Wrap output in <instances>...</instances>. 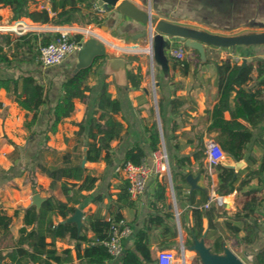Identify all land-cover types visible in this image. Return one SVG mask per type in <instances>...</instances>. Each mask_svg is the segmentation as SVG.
<instances>
[{"label": "crops", "instance_id": "obj_1", "mask_svg": "<svg viewBox=\"0 0 264 264\" xmlns=\"http://www.w3.org/2000/svg\"><path fill=\"white\" fill-rule=\"evenodd\" d=\"M131 1L141 8L150 9L158 17L212 32L230 34L244 30L264 29V0ZM31 6L36 9L46 8L50 16L54 13L50 9L49 0H34ZM77 6L81 8L83 14V18L79 17L81 20L79 23L59 25L50 22H34L28 17H20L33 28L21 35L27 33V35H36L35 47L36 43L41 41L44 36L51 37L59 29H69L74 33L81 34L82 39L90 33H95L108 42L106 50L109 54L125 57V53L130 54L131 51L124 48L144 49L146 43L136 45L135 42L129 41L130 34L143 27L141 23L121 15L114 9L102 11L95 3L86 7L84 2H80L77 3ZM57 10H60L59 6ZM0 13V21L9 20L7 6L2 7ZM0 34H9L11 39L20 36L2 31ZM234 54L240 55L242 58L244 57L242 54H248V57L252 59L263 58L264 44L252 45L248 48L239 46L234 49L206 45L205 62L201 59L199 61L193 51L186 50V55L190 61L187 73L182 75L178 67L174 69L168 67V72L165 74L161 67L154 63V70L157 67L159 72L158 75L154 72V82L150 80L147 65L149 60L146 56L125 57L126 62L127 59L129 60L128 68H131L133 72L139 69L142 74L138 86L131 85V79L127 76V63H125V83H116L113 75L106 74L104 71L105 56L99 57L95 59L85 74V84L87 85V89L83 91L85 97L75 100L74 110L62 116L54 132H45L49 109L60 93L61 83L67 77L72 76L74 54H69L60 63L49 66L42 65L34 57L33 60L24 57L16 64L0 62V76L16 74L20 69L27 70L36 77L47 92L46 101L39 105L35 120L29 126L25 122L31 118L32 113L21 108L11 98V95L6 93L4 88L0 89V206L7 210L12 219L9 235L5 239H0V250L18 237L19 228L23 225L24 209L34 204L32 196L35 193L41 197L40 204L46 197L52 195L54 200L67 202L68 205L79 208L82 212L81 225L89 217L109 219L113 217L115 212H118L131 226V234L124 239V243L129 245L137 231L147 224L146 219L150 203L154 199L157 181L165 179L166 203L173 211L174 216L168 221H164L166 226L159 223L151 226L149 247L156 256L160 249L175 250L174 248L178 247L180 250L183 244L185 264H205L198 250L194 247L195 239L190 246L184 245L183 240L187 235V228L192 227L194 219L201 217L203 232L206 231L208 219L206 216H201V209L208 210L211 206H214V209L216 208L215 210L222 214L212 213L213 221L221 222L228 219L236 225L241 224L240 220L233 219L240 210L234 198L235 191L239 187L247 189L257 186L256 178L248 183L243 181V178L251 168L259 164L260 157L264 154V148L257 143L251 145L249 154L254 158V162L247 165L243 160V164L238 169L234 168L233 188L228 193H218V187L228 184L221 181L217 172L210 171L209 178L206 177L197 170L193 158L191 163L194 169L188 173L196 178L197 187L194 188L189 184L186 176H181V173L187 169H179L173 164L175 157L193 153L196 133L204 124L201 113L206 106H211L216 101L215 63ZM103 80L107 82V89L111 95L118 97L121 101V109L117 113V117L128 124V135L121 141L115 139L111 141L112 157L109 162L86 160L82 162L85 158L86 146H80L82 151L81 165L86 167L90 175L97 178L91 188L77 192L76 188L82 180L73 182L62 179L50 191L48 189L51 178L48 175L41 173L34 179L31 178L29 170L34 166L35 156L42 155L43 160L49 165L60 162V156L66 150L70 149L73 153V145L77 139L80 124L84 123L83 133L86 134L88 124L95 115L93 112L94 101L100 92ZM159 100L160 103H158ZM172 101L174 102L172 103ZM152 120L156 121L158 128L160 124L163 139L161 141L164 143L167 153L169 170L171 166L173 168V173L170 171L172 190L166 173L154 170V157L147 146L143 124L150 123ZM219 132L220 129L216 125L204 128L202 131L204 145L209 139L217 140ZM134 142L142 144L145 152L143 161L151 168V171L146 179L143 193L132 198L124 193L128 180L125 178L124 171L117 169V167L123 161L125 150ZM204 162H206V157ZM223 163L233 165L235 161L227 156ZM207 167L210 169L208 164ZM260 177L262 182L259 188H264V173ZM62 183L66 184V188L62 187ZM72 183L75 184L72 185ZM195 188L201 189L206 199H203L201 194L197 192L193 201H189L186 195ZM80 193L83 198L79 202ZM217 195L221 197L220 202L217 201ZM258 211L264 215V207L258 208ZM49 215L54 222L65 219L58 214ZM174 230L177 235L170 237ZM242 233L240 231L238 235L241 236ZM165 239H168L169 243L164 246L163 241ZM199 239H197L198 242ZM56 245L59 248L71 247V244L65 240H57ZM204 246H206L205 243ZM226 249H231L236 254L242 253L238 247L227 242L223 245L222 253ZM209 252L211 251L209 250ZM243 255L247 259L245 254ZM70 256L72 262L77 263L74 248H71ZM115 261L116 258L114 257L106 264H116ZM173 264L181 263L175 261Z\"/></svg>", "mask_w": 264, "mask_h": 264}, {"label": "trees", "instance_id": "obj_2", "mask_svg": "<svg viewBox=\"0 0 264 264\" xmlns=\"http://www.w3.org/2000/svg\"><path fill=\"white\" fill-rule=\"evenodd\" d=\"M33 1L0 0V9L4 6L8 7L9 20L24 16L34 22L62 25L81 21L79 17L83 18V14L77 3L84 2L86 7L93 4L89 0H49L50 9L54 12L50 16L46 8H33L31 6ZM58 6L60 10H57ZM27 34L14 39H11L9 34H0V62L16 64L24 57L33 60L36 35ZM53 36H44L41 42L46 43ZM191 50L200 61L199 53L194 49ZM242 55L246 56L244 62H235L231 57H225L215 63L216 101L211 106H206L201 113L204 124L196 133L193 153L175 157L173 164L179 169H187L181 173L182 177L194 169L191 163L192 158L197 170L206 177L209 178L210 171L217 172L221 181L228 184L218 187V193L221 194L231 192L235 169L232 165L224 163L213 164L208 169L207 163L204 162L206 153L202 138L203 129L214 125L219 127L217 142L227 156L234 161L244 160L247 165L253 163L254 158L249 154L251 145L257 143L264 148V57L252 59L248 57V54ZM167 57L169 69L178 67L182 75L187 73L190 63L187 55L183 59H176L170 55ZM91 66L80 69L61 83L60 93L49 109L45 132H54L62 116L74 110L75 100L85 97L83 95V91L87 89L85 74ZM126 70L128 78L131 79V85L138 86L142 78L140 70L136 72H133L131 68ZM1 88H4L21 108L32 113L31 118L25 122L30 126L35 120L39 105L47 99V92L43 85L31 72L20 69L16 74L0 76ZM94 106L95 115L88 124L86 134L83 133L84 123L82 122L79 126L73 153L68 149L60 156V162L49 165L43 160L42 155L35 156L34 166L29 173L33 179L41 173L48 175L51 178L48 190L52 191V188L62 179L73 182L82 180L76 188L77 192L91 188L97 178L90 175L86 167L81 165L80 146H86V161L109 162L112 157L111 141L114 139L121 141L128 135V124L117 117L121 109V101L118 97L111 95L105 80L102 81ZM257 128L259 130L256 131ZM143 130L150 151L158 149L161 136L156 121L144 123ZM144 157L142 144L134 142L125 150L121 164L125 162L138 164ZM170 171L173 173L172 166ZM262 173H264V154L260 157L259 164L251 168L243 178V181L247 183L256 178L257 186L247 189L239 187L235 191L234 198L240 210L233 219L240 220V225L228 219L221 222L213 221L212 213L221 214L215 210L216 208L214 209V206L209 207L208 210L201 209V216H206L208 219V227L203 232L201 217L194 219L192 227L187 228L184 245L188 247L194 238L203 237L210 251L220 254L224 243L227 242L238 247L250 264H264V244L262 245L264 215L258 211V208L264 207V188H259ZM65 186L66 184L62 183V187L66 188ZM197 192L206 199L203 191L197 188L186 195L187 199L193 201ZM124 193L128 196L127 188L124 189ZM82 198L83 195L80 193L79 202ZM166 198V180L163 179L156 183L146 226L137 231L129 245L124 243L121 253L115 257L116 264H158L156 256L149 247V230L153 224H165L164 221L173 218L174 213L168 207ZM74 209L75 207L68 205L67 202L54 200L52 195L46 197L37 208L34 204L26 207L18 237L0 250V264H106L113 260L103 240L110 237L111 223L121 215L115 212L109 219L89 217L79 228L73 221L54 222L49 215L58 214L65 218ZM11 222L12 219L7 210L0 206V239H5L9 235ZM240 231L243 232L241 236L238 235ZM176 235L174 230L170 237ZM57 240H65L71 244V247L59 248L56 245ZM168 243V239L163 241L164 246ZM71 248L76 251L77 263L71 260Z\"/></svg>", "mask_w": 264, "mask_h": 264}, {"label": "water", "instance_id": "obj_3", "mask_svg": "<svg viewBox=\"0 0 264 264\" xmlns=\"http://www.w3.org/2000/svg\"><path fill=\"white\" fill-rule=\"evenodd\" d=\"M102 11L114 9L121 15L139 22L143 27L134 33L130 34V42H135L136 45L148 44L151 49V55L147 54L145 50L139 48H124L125 50L133 51L136 56L147 57L149 59L150 67L153 69V64H158L162 71L166 74L168 72V57L165 48L168 46L170 40H177L184 43L187 47L196 50L199 53L200 59L205 60V46L210 45L221 48H231L242 46L248 48L252 45L264 44V29L262 30H244L236 33H217L203 28L187 25L171 21L165 18L158 17L153 14L150 9L141 8L131 0H90ZM129 42V43H130ZM108 42L100 38L95 33H90L84 37L79 48L73 53V66L71 75H74L80 69L91 66L95 59L105 56L104 71L106 74L113 75L116 83H125L126 58L124 56H117L109 54L106 50ZM245 57L242 58L244 62ZM159 132L162 139V132L159 124ZM163 140V139H162ZM85 158L82 160L84 162ZM243 164V160H237L232 165L238 169ZM169 178L170 170H169ZM189 184L194 188L197 187L196 178L191 174L186 175ZM32 201L38 207L40 205L41 197L38 193L32 196ZM82 212L79 208H75L74 212L65 217V220L73 221L77 227L81 226ZM194 247L198 250L202 261L205 264H245L237 255L226 249L223 253L216 254L209 252V247L204 246L203 237L200 241L196 238ZM182 244V242H181ZM264 244V241L262 245ZM183 247V244L181 245ZM224 254V255H223Z\"/></svg>", "mask_w": 264, "mask_h": 264}, {"label": "built area", "instance_id": "obj_4", "mask_svg": "<svg viewBox=\"0 0 264 264\" xmlns=\"http://www.w3.org/2000/svg\"><path fill=\"white\" fill-rule=\"evenodd\" d=\"M32 29L31 25L21 18L0 21V31L2 32L21 35ZM81 40V34L74 33L69 29H59L48 42L42 43L41 41H38L36 43V46L34 47V59L45 66L58 64L67 55L74 53L79 48ZM172 41L173 40H170L168 46L165 48L166 54L176 59H183L186 55V49L181 46L180 43L175 47L172 46ZM143 50H145L146 54H152L148 44H145ZM231 59L235 62L242 61V57L236 54L232 55ZM180 65H182V63H180ZM205 153L206 162L209 166L216 163H223L227 158V154L220 148L215 139H209L206 141ZM152 154L155 162L154 170L156 172L166 173L172 190V183L169 178L168 157L162 141L160 147L154 150ZM117 169L123 170L125 178L128 180V195L132 198L141 195L151 168L142 160L138 164L125 162L124 164L119 165ZM172 196L174 198L173 191ZM216 198L217 201H221L220 195H217ZM110 229V237L103 240V243L107 247L110 255L114 258L121 253L124 239L131 234L132 229L130 224L123 217L113 220ZM177 257V252L169 248L160 249L156 253L158 264H173ZM178 259L181 264H185V253L182 246L180 248V256Z\"/></svg>", "mask_w": 264, "mask_h": 264}, {"label": "rangeland", "instance_id": "obj_5", "mask_svg": "<svg viewBox=\"0 0 264 264\" xmlns=\"http://www.w3.org/2000/svg\"><path fill=\"white\" fill-rule=\"evenodd\" d=\"M178 43H180V45L181 46H183L186 50H190V51H192L191 50V48H189V47H187L184 43H181V42H179V41H177V40H173L172 42H171V44H172V46H177L178 45ZM255 46V45H254ZM240 49V48H239ZM194 52V51H193ZM33 53H34V48H33ZM195 53V52H194ZM241 53V52H240ZM131 56H136V54L133 52V51H131L130 52V54H126L125 53V57H131ZM131 59V58H130ZM149 60V59H148ZM127 64V68L129 67V60L127 59V62H126ZM148 71H149V74H150V80L151 81H155L154 80V72H155V74L156 75H158L159 74V72H158V68L157 67H155V70H154V68L153 69H151V67H150V63L148 62ZM175 250H176V252H177V256L179 257L180 256V250L178 249V247H175L174 248ZM229 251H231V252H233L231 249H228ZM234 253V252H233ZM235 255H237L245 264H250V262L244 257V255L242 254V253H238V254H236V253H234ZM224 255V254H223ZM178 257H177V259L175 260L177 263H180V260L178 259Z\"/></svg>", "mask_w": 264, "mask_h": 264}]
</instances>
